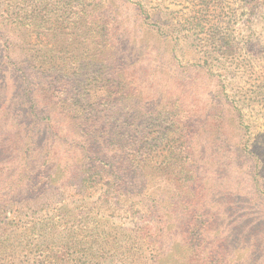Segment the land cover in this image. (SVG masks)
I'll return each instance as SVG.
<instances>
[{
	"label": "trees",
	"instance_id": "1",
	"mask_svg": "<svg viewBox=\"0 0 264 264\" xmlns=\"http://www.w3.org/2000/svg\"><path fill=\"white\" fill-rule=\"evenodd\" d=\"M116 1L123 2L126 14L133 12L136 27L124 34L126 28L118 29L120 16L108 13L109 3ZM144 1L148 0H0V126L15 130L6 141L13 151L0 160V264L67 260L66 248L76 242H66L63 235L70 219L68 206L41 218L24 211L47 190H59L64 181H75L79 192L95 193L98 205H140L161 213L154 207L165 206L166 198L156 183L172 175L174 186L186 183L191 189L196 180L197 143L182 126L177 99L168 97L162 108H153L146 98L149 88L140 78L149 67L165 66L180 75L173 45L195 37L198 24H205L191 15L186 34L179 36L178 29L167 32L166 20L153 17ZM139 30L148 33L143 32L146 45L137 43ZM33 37L43 44H34ZM229 41L225 33L215 35L216 44L227 46ZM184 212L190 221L183 224L165 225L158 214L156 225L136 228L133 263L161 264L169 253L163 245L174 241L176 248L181 237L183 251L175 252L176 259L168 258L173 264H182L184 250L189 253L187 264H264L262 250L245 257L236 254L237 248L229 253L221 244L208 243L212 223L200 230L193 225L196 218L211 215L208 210ZM100 226L91 228L107 239L94 240L89 248L100 263L108 264L105 254L115 243L108 237L116 236ZM198 232L202 240L196 243L192 239ZM54 235L56 242L47 239ZM244 246L257 245L245 242V252ZM120 247L117 243L114 248Z\"/></svg>",
	"mask_w": 264,
	"mask_h": 264
},
{
	"label": "rangeland",
	"instance_id": "2",
	"mask_svg": "<svg viewBox=\"0 0 264 264\" xmlns=\"http://www.w3.org/2000/svg\"><path fill=\"white\" fill-rule=\"evenodd\" d=\"M228 3L229 6L225 0L144 1L153 17L166 20L164 30L167 32L175 33L178 29L179 36L186 34L191 15L198 16L205 24L203 27L198 24L195 37L183 38L185 41L173 45L180 75L165 66L160 69L149 67L150 70L147 69L140 78L143 86L149 88L146 98L154 104L153 108L157 104L162 108L168 97L177 99L175 110L183 118L182 126L188 128L197 143L195 165L200 172L191 189L185 187L186 183L174 186L172 175L166 177L167 181L154 185L166 198L165 206L154 207L161 213H152V207L140 205H98V196L79 192L73 180L62 182L59 190H47L33 208L26 205L24 211L41 218L47 211L57 212L59 207L68 206L70 219L63 235L66 242H76L66 248L64 256L67 260L63 264H98V261L107 264L100 263L98 254L89 248L94 240L103 243L102 239H107L91 228L99 224H102L100 229L105 226L110 237L116 236L115 239L108 237L115 241L114 244L109 241L112 248L105 254L110 260L108 264H135L132 258L137 253L132 248L134 230L144 224L156 225L158 214L165 225L183 224L189 220L184 212L187 208L194 212L199 209L211 212V215L196 218L193 224L200 230L206 222L212 223L206 236L208 243L221 244L225 246L224 252L229 249V253L237 248L236 254L245 257L255 255V250L264 252V0H229ZM109 5L108 13L114 12L123 20L118 29L126 28V31L121 33H126L128 27H136L133 12L126 14L123 2ZM139 31L137 43L140 40L146 45L143 34L148 33ZM218 33L229 36L227 46L216 44ZM32 41L39 46L43 44L38 38L33 37ZM147 43L152 42L148 40ZM2 125L1 161L7 160L13 151L11 146H6V141L15 131ZM5 156L8 157L5 159ZM175 176H180L177 171ZM82 195H91V198ZM88 201L91 203L84 205ZM190 203L193 205L189 206ZM121 228L127 231H121ZM197 234L200 236L201 233ZM57 236L47 239L56 242ZM199 236L196 238L194 234L192 237L196 239L192 240L201 242ZM176 240L179 242L176 248L174 241L163 245L169 253L161 264H173L168 258L176 259L175 252L183 251L182 238ZM248 241L257 246L255 249L244 246V252L242 245ZM117 243L120 248H114ZM182 256V264H187L189 253L184 250Z\"/></svg>",
	"mask_w": 264,
	"mask_h": 264
}]
</instances>
